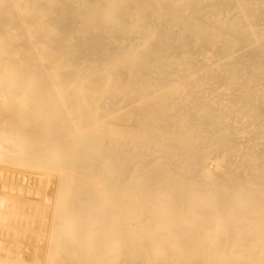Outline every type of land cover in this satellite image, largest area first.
Instances as JSON below:
<instances>
[{"label":"bare ground","instance_id":"bare-ground-1","mask_svg":"<svg viewBox=\"0 0 264 264\" xmlns=\"http://www.w3.org/2000/svg\"><path fill=\"white\" fill-rule=\"evenodd\" d=\"M0 264H264V0H0Z\"/></svg>","mask_w":264,"mask_h":264}]
</instances>
